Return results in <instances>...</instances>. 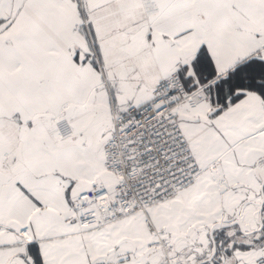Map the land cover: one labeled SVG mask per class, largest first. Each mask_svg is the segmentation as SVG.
Listing matches in <instances>:
<instances>
[{"label":"snow or ice","instance_id":"1","mask_svg":"<svg viewBox=\"0 0 264 264\" xmlns=\"http://www.w3.org/2000/svg\"><path fill=\"white\" fill-rule=\"evenodd\" d=\"M0 264H264V0H0Z\"/></svg>","mask_w":264,"mask_h":264}]
</instances>
